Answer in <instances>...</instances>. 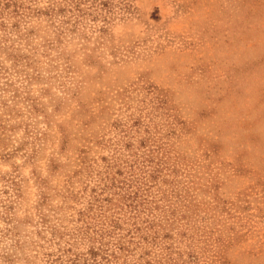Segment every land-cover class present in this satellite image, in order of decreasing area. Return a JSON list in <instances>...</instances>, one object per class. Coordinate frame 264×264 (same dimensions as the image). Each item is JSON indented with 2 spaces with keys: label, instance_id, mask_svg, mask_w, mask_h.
I'll return each mask as SVG.
<instances>
[{
  "label": "rangeland",
  "instance_id": "374dc122",
  "mask_svg": "<svg viewBox=\"0 0 264 264\" xmlns=\"http://www.w3.org/2000/svg\"><path fill=\"white\" fill-rule=\"evenodd\" d=\"M69 1L0 0V264H264V0Z\"/></svg>",
  "mask_w": 264,
  "mask_h": 264
},
{
  "label": "trees",
  "instance_id": "16d2710c",
  "mask_svg": "<svg viewBox=\"0 0 264 264\" xmlns=\"http://www.w3.org/2000/svg\"><path fill=\"white\" fill-rule=\"evenodd\" d=\"M69 2H74L73 6H76V8L79 10V12H84L85 10L81 7V0H71ZM103 5H106V2L102 3ZM69 5L71 6V3L66 4L64 7L60 8L61 11H67L72 12L71 8H69ZM139 217V215H137ZM144 221L146 223L137 224L135 225L134 230L129 231L127 234H121L118 239H116L118 242L116 243L118 246V251L109 253V256L106 260L109 259V257H115L118 258L119 254L118 252H124L127 254H133V249H135L138 246H141V254L139 255L138 264H143L142 260H145L146 263H153V258L147 257L151 255L153 252L152 249H159V254L161 257L157 259L158 263L161 264H178V257H173V255L178 254L177 252H173V249L170 245L167 243H161V236L159 232L158 227H162V223L157 221L155 218H150L149 216H142ZM145 226V227H144ZM128 236V237H127ZM169 235L164 234L163 237H168ZM135 243V247L130 246V244ZM147 243V245H146ZM150 247H147V246ZM90 253L92 255H96L97 250L94 248H91ZM146 255V256H145ZM179 255V254H178ZM156 261V259H155Z\"/></svg>",
  "mask_w": 264,
  "mask_h": 264
}]
</instances>
